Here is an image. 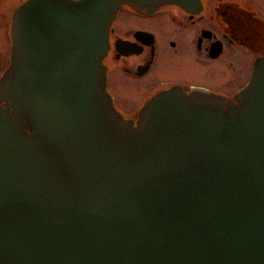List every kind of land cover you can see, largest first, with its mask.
<instances>
[{
  "label": "water",
  "instance_id": "1",
  "mask_svg": "<svg viewBox=\"0 0 264 264\" xmlns=\"http://www.w3.org/2000/svg\"><path fill=\"white\" fill-rule=\"evenodd\" d=\"M28 0L0 77V264H264V59L235 97L105 91L123 4Z\"/></svg>",
  "mask_w": 264,
  "mask_h": 264
},
{
  "label": "flooded vegetation",
  "instance_id": "2",
  "mask_svg": "<svg viewBox=\"0 0 264 264\" xmlns=\"http://www.w3.org/2000/svg\"><path fill=\"white\" fill-rule=\"evenodd\" d=\"M26 1L0 0V18L12 19ZM169 6L175 9L124 5L110 25L102 60L106 91L134 123L152 98L170 89L234 97L264 59V0Z\"/></svg>",
  "mask_w": 264,
  "mask_h": 264
},
{
  "label": "rangeland",
  "instance_id": "3",
  "mask_svg": "<svg viewBox=\"0 0 264 264\" xmlns=\"http://www.w3.org/2000/svg\"><path fill=\"white\" fill-rule=\"evenodd\" d=\"M165 4L163 9H175V7ZM12 19L0 18V77L8 67L12 50ZM10 65V64H9Z\"/></svg>",
  "mask_w": 264,
  "mask_h": 264
}]
</instances>
